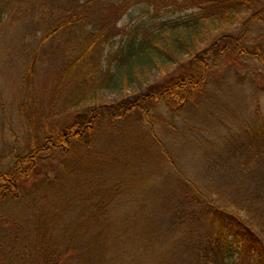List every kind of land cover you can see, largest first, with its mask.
Wrapping results in <instances>:
<instances>
[{"label":"trees","instance_id":"trees-1","mask_svg":"<svg viewBox=\"0 0 264 264\" xmlns=\"http://www.w3.org/2000/svg\"><path fill=\"white\" fill-rule=\"evenodd\" d=\"M140 1L156 9H194L193 19L176 30L175 39L163 38L160 30H145L136 47L117 48L104 57L105 45L120 30L117 21L126 6ZM1 11H11L15 20L47 25L36 36L16 94L17 111L28 123L33 141L26 153L13 155L9 169L0 171V264H135L145 262L141 254L154 244L160 251L145 264H264V121L259 110L252 123L244 124L248 135L235 139L227 155L237 159L240 172L250 173L247 179L253 183L248 181L245 191L237 190L222 205L175 169L168 172V192L160 193L155 210L144 219L148 225L120 214L127 204L123 195L134 188L132 175L118 173L113 164L108 174L96 170L95 163L103 166L97 163L103 155L86 169V154L74 153L75 144L93 153L96 121L103 115L112 125L114 119L134 109L145 111L160 98H167L172 109L193 103L207 91L209 59L215 54L231 59L244 55L264 63V42L248 43L245 35L227 34L220 37L221 43L197 49L188 43L192 30L202 25L200 20L240 22L245 29L250 22L264 20V0H0ZM187 44L188 50L181 49ZM179 51L189 55L187 61L133 98L122 96L107 106L97 97V90L110 86L114 78L109 67H102L104 62L127 63L133 56L149 62L153 55L171 57ZM56 61L62 64L56 89L64 84L72 89L62 113H77L68 123L41 130L36 77ZM56 154L49 177L44 162ZM75 157L83 163L80 168ZM65 177L70 180L62 186ZM161 218L168 222V232L180 230L170 243L157 240L151 227Z\"/></svg>","mask_w":264,"mask_h":264},{"label":"rangeland","instance_id":"rangeland-1","mask_svg":"<svg viewBox=\"0 0 264 264\" xmlns=\"http://www.w3.org/2000/svg\"><path fill=\"white\" fill-rule=\"evenodd\" d=\"M193 11L168 6L156 9L144 1L129 3L117 21L119 32L105 45L104 57L117 48L126 50L129 46L136 47L145 30H160L163 38L175 39L176 30L191 23ZM200 21L202 25L196 32L192 30V40L188 39L192 48L211 46L213 41L221 43L220 37L227 34L245 35L248 43L256 40L264 42V20L248 23V29L240 22L221 24ZM46 25L37 26L24 18L15 20L11 11L0 12V171L9 169L13 155L26 153L33 141L28 123L17 111L16 94L29 52L35 46L36 36ZM181 49L188 50L189 45ZM188 56L179 51L171 57L153 55L149 62L136 56L127 63L118 59H113L111 64L104 62L102 67H109L114 78L110 86L97 90V97L107 106L122 96L133 98L145 86L180 68ZM209 61L212 73L207 91L196 96L193 103L172 109L167 98H160L148 105L145 111L134 109L128 116L114 119L112 125L109 124V117L103 115L96 121L93 153L83 152V148L75 144L77 149L74 153L79 156L86 154V169L93 163L91 160L103 155V159H97V163L102 162L103 166L95 163L96 170L108 174L113 164L118 173L132 175L134 188L128 191V195H123L127 204L120 212L125 220L143 224L146 216L155 210L154 203L160 193L168 192V183H171L168 172L175 169L183 171L222 205L225 200L234 197L237 190L242 188L245 191L248 181L249 185L253 183L254 179H247L250 173L240 172L237 159L234 156L229 159L227 155L235 139L248 135L244 124L252 123L256 110L261 113L260 121H264V63L244 55L231 59L215 54ZM61 68L62 64L56 61L48 64L36 77L41 130L45 127L55 129L61 123H68L77 113H62L66 101L72 98V89L66 84L62 89H56ZM218 82L221 84L219 88L216 85ZM257 84L258 88L255 87ZM95 154L96 157L93 156ZM55 156L58 154L44 162L49 177L53 175L52 169L58 160ZM74 163L79 168L83 164L79 157L74 158ZM64 180L62 186H66V180L70 179L65 177ZM153 221L151 227L156 231L157 237H154L157 240L167 239L170 243L180 234V230L175 229L168 232V222L165 221V224L162 218L161 223L157 219ZM227 240L232 243L233 237L228 236ZM159 251L157 244L150 245L149 252L141 254L145 262L135 264L149 262L147 258Z\"/></svg>","mask_w":264,"mask_h":264}]
</instances>
